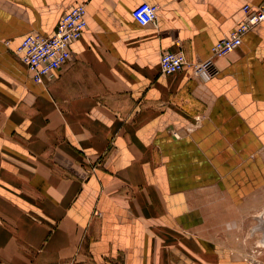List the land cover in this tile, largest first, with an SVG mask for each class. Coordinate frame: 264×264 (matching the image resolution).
I'll use <instances>...</instances> for the list:
<instances>
[{
	"label": "crops",
	"instance_id": "obj_1",
	"mask_svg": "<svg viewBox=\"0 0 264 264\" xmlns=\"http://www.w3.org/2000/svg\"><path fill=\"white\" fill-rule=\"evenodd\" d=\"M263 1L0 0V264H264L245 235L264 208V23L216 76L193 69ZM81 3L70 59L35 83L15 47Z\"/></svg>",
	"mask_w": 264,
	"mask_h": 264
},
{
	"label": "built area",
	"instance_id": "obj_2",
	"mask_svg": "<svg viewBox=\"0 0 264 264\" xmlns=\"http://www.w3.org/2000/svg\"><path fill=\"white\" fill-rule=\"evenodd\" d=\"M133 19L140 25H148L156 19L157 6L141 2L131 12ZM264 23V1L253 6L244 4L241 16L232 26L228 35L217 40L210 48V57L198 64H193L194 73L203 80H208L219 73L214 57L233 52L240 46L242 36L252 27ZM87 27L86 5H72L59 18L54 31L49 36L38 33L25 35L15 47V54L28 68L32 80L45 85L53 80L57 70L71 57V43L78 40ZM188 65L182 50L165 51L159 60L160 69L165 73L180 72ZM264 226V218H263Z\"/></svg>",
	"mask_w": 264,
	"mask_h": 264
},
{
	"label": "rangeland",
	"instance_id": "obj_3",
	"mask_svg": "<svg viewBox=\"0 0 264 264\" xmlns=\"http://www.w3.org/2000/svg\"><path fill=\"white\" fill-rule=\"evenodd\" d=\"M264 218V208L258 215H250L248 214V221H247V234L246 240V253L248 259L256 260L258 258H264V246L261 243V237L263 234V228L261 224H263ZM255 258V259H254ZM236 262H232L234 264Z\"/></svg>",
	"mask_w": 264,
	"mask_h": 264
},
{
	"label": "bare ground",
	"instance_id": "obj_4",
	"mask_svg": "<svg viewBox=\"0 0 264 264\" xmlns=\"http://www.w3.org/2000/svg\"><path fill=\"white\" fill-rule=\"evenodd\" d=\"M264 238V237H263ZM264 246V245H263Z\"/></svg>",
	"mask_w": 264,
	"mask_h": 264
}]
</instances>
